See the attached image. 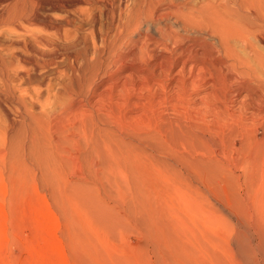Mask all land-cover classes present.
<instances>
[{"label":"bare ground","instance_id":"bare-ground-1","mask_svg":"<svg viewBox=\"0 0 264 264\" xmlns=\"http://www.w3.org/2000/svg\"><path fill=\"white\" fill-rule=\"evenodd\" d=\"M81 3L87 1L58 0L50 2L46 8V3L40 0H17L12 5L7 3L6 11L0 15V22L6 25L8 30L28 34V37H16L9 41L8 46L11 50L7 51V58L0 52V193L6 195L9 192L8 181L11 182L9 185L12 184L11 190L22 192L21 188L27 177L38 176L51 185L54 193L78 196L79 193L77 191L73 193L64 179L65 169L72 172L82 164L102 165L101 168L105 166L103 169L105 172L109 169V176L117 175L118 177L111 178L116 177V181L118 178L123 188L130 192V195L126 192L130 199H124H129V209L134 215L135 213L139 215H135L136 219L152 237V243L156 246L153 245L155 247L153 249L157 248L155 251L158 252V255L153 252L154 264L177 262L207 264L206 260L208 264H264V0H135L136 9L124 14L123 18L120 14L115 34L112 38L110 36V39L107 33L103 35L101 43L93 48L91 58H88L81 42L80 48L79 41L77 43L80 49H75L77 45L75 44L73 51L68 47V43V46L64 44L63 47L60 46L61 48L56 43L58 37L67 33V29L61 32V25L67 27L74 24V22L71 24L70 10ZM52 11L63 12V16L55 18L51 14ZM123 12L125 13L124 10ZM168 17L174 19L175 28L165 30L153 25L154 20ZM145 23H150L147 27L148 33L145 34L136 52L114 55L113 49L117 40ZM35 27L40 29L36 31ZM180 30L190 32L193 38H184ZM153 31L158 33L160 39L155 42L161 45L167 55L156 56L153 52L154 41L150 34ZM186 41L191 45H186ZM255 42L260 44L259 48L255 46ZM195 43H198L196 49ZM2 44L0 43V46ZM171 44H177V48L172 49L169 47ZM104 53H114L113 60L110 59L108 64L113 71L109 72L108 68H103ZM183 53H187V59L195 62L191 67L197 70L196 74L190 73L188 77L185 75L186 61L180 60L179 57ZM59 57L65 60L66 68L62 79L53 88L45 78L55 73ZM126 63H139L142 66L133 67L134 72L126 69ZM176 67H180L179 77L173 85L170 82L173 92H170V95L166 93L168 84L164 79ZM124 70L128 72L119 73ZM111 76L119 78L120 82L106 80L104 90L100 89L98 92L97 84L100 80L104 77L110 79ZM126 78L131 79L128 81L136 79L139 81L128 87ZM13 80L19 83H13ZM201 83H208V91L199 97H193L192 94L198 91ZM26 85L31 86L30 89L25 87ZM16 88L21 95L15 94ZM237 99L238 114L234 115L231 104H235ZM167 102L172 104L171 109L177 106L182 108L181 113L173 111V116L170 117L166 112L164 114L158 111L157 105ZM245 112L253 116L252 126L244 125ZM140 114L150 115L152 123L142 126V122L134 120L136 124H133L130 121ZM183 114L187 115L186 118L190 116L191 121L185 122ZM195 118L201 121L196 122ZM129 121L131 124H127ZM129 125L130 128L137 130L133 131L132 140L137 143L133 146H127L128 143L123 142L121 135L129 129ZM203 126L208 129L218 128L222 134L221 138L224 137L223 134L228 136L229 140L226 142L220 138L219 155L225 154V151L229 152L232 147L236 153L235 159L240 162L242 173H233L230 171L231 168L227 169L228 166L224 164L228 160L226 159L228 155L225 157L222 155L221 158L217 156L218 151L216 152L217 149L213 147L218 140H215V137L214 140L207 138L212 141L209 143L205 139L206 136L203 137L204 132L209 133L206 132L208 130L202 133L200 131ZM255 126L258 127L256 129L258 132L253 131ZM248 129L250 132L244 135L243 130ZM198 130L202 136L198 134ZM236 139L239 140L237 145ZM205 141L210 145L207 143L203 145ZM233 158L232 156L227 162L235 160ZM165 159L180 163L178 168L173 169L174 174L167 178L171 180L178 174L174 178L175 181L172 180V184L179 182V177L182 178L178 188L181 185L186 186L184 189L181 188L183 196L186 194L184 200L183 197L182 199L178 197L180 190L176 189L177 184L170 185L171 181L165 177L168 174H163L165 181L170 182L166 181V185L169 184L170 187L173 186L174 191L176 190L173 191L175 194L171 189L167 192L173 193V195L169 193L172 198L177 195L176 197L184 201L183 208H180L182 212L179 208L176 212L174 210L168 212V209H171L168 207H165L168 208L167 212L162 209L161 202L163 203L164 198L161 201L160 199L164 196L158 190L161 182L157 184L159 185L157 188L155 184L162 181L163 176L158 167L156 170L158 172H155L154 165L159 166L162 161L168 162ZM154 173H158L159 178L160 176L162 178L157 181L158 174L155 176ZM62 174L65 177H62ZM148 175L155 177L157 182L154 183L153 178ZM165 181L163 180L164 183ZM192 183L197 185L192 191L196 193L193 195L188 192L193 190ZM200 184L206 191L203 193L210 195L219 207L214 206L206 195L204 196L206 201L203 200L205 198L199 199L201 193L197 188ZM166 185H163L164 190L160 189L162 192L168 188ZM185 189L188 191L183 193ZM13 191V194L17 193ZM158 195L162 197L159 199ZM196 195L198 198L193 197ZM86 203L103 223L114 226V221L102 212L105 206L101 211V206L100 208L96 206L101 203ZM166 203L168 204L167 199L164 205ZM232 208L237 221H234L236 225L233 231L234 225L229 224L227 217V214L231 216ZM177 212H180L181 216ZM183 213L204 216V222L208 220L207 223L209 222L211 226L215 223L219 225L221 221L225 222L223 227L226 233L223 236L219 234L215 238L213 236L216 234L215 230L212 232L209 230L213 237L209 234L211 239L210 236L208 237L210 240L207 239L209 241L207 244L213 248L215 242L221 252L211 248L205 251L201 248L205 245L202 244L201 237L199 238L202 235L197 236L198 232L202 231L201 228L197 230L198 226H195L196 233L189 229L196 224L191 225L192 221L196 222L198 219L200 222L203 218L196 216L198 217L196 221L189 222L190 219L183 218L187 217ZM183 219L188 221L187 227L189 223L192 227L189 226V229L183 227L186 225ZM182 222L183 226L180 224ZM176 224H179L180 229H182L180 226L186 228L187 232L182 229L181 231H184L179 233L181 231L178 228L176 235ZM145 258L149 259L146 256Z\"/></svg>","mask_w":264,"mask_h":264},{"label":"rangeland","instance_id":"rangeland-1","mask_svg":"<svg viewBox=\"0 0 264 264\" xmlns=\"http://www.w3.org/2000/svg\"><path fill=\"white\" fill-rule=\"evenodd\" d=\"M16 1L17 0H9V1L8 0H1L0 1V15L6 11L5 5L7 3L9 5H12ZM40 1H42L43 3H46L45 7L48 8L47 4H49L50 2L58 1V0H40ZM86 1H87V3L77 4L72 8V10H70V12H71L70 13V19L72 20L71 24L73 22H74V24L67 26V27L65 25L64 26L61 25V27H62L61 32H64L65 29H67L66 30L67 33L63 36L58 37L56 39L57 40L56 43H58L59 47L60 46L63 47L64 44L66 46L68 43L69 46L68 45L67 46L70 47V50H72V51L74 48L80 49L83 47L86 50V54H87L88 58H91V57H93L92 56L93 55V48L101 43V37L103 38V35H106V33H107V36L110 39V36L112 38L113 35L115 34V30H117L116 28H117V25L119 24L118 19L120 18V14H121V18H123L124 14H127L129 11H131L133 9L135 10L136 5H135V0H102V1L101 0H86ZM108 4H110V5H108ZM1 6H3V7L1 8ZM123 10L125 11V13L123 12ZM60 13H62V14H60ZM51 14L53 16H55V18H58L59 16H60L59 18H61L63 16V12H60V11H52ZM56 15H58V16L56 17ZM92 15H93V18H92ZM100 15H101V17H100ZM149 24L150 23H148V24L145 23V24L140 25L138 27V29L132 30V32L129 35L127 34L126 35L127 37L124 35L122 37H120L117 40L116 44L114 45L115 49H113V52L115 54L114 53H112V54L116 55L117 53H121V54L127 55L126 54L127 52H129V53L134 52L137 49V47L139 46L140 42L143 40L145 34L148 33L147 27L149 26ZM153 25H155L161 29L167 30L171 27L175 28V21L173 18L168 17L166 19L154 20ZM108 28H110V29H108ZM37 29H40V28L35 27L36 31H37ZM183 32L180 30V33L183 35L184 38H186V37H187L186 39L193 38L192 37L193 35L190 32H184V33ZM10 33L16 34V35L13 36ZM116 33H117V31H116ZM150 34L152 35V41H154L153 46H152L153 48L152 47L151 48L154 50V51L153 50L152 51L156 54V56L164 55V54L167 55L162 50L161 45L157 43L158 42L157 40H160L158 38V33H155L153 31V33L151 32ZM23 36L28 37V34L22 33L21 31H19V32L16 31V33H15V31H13L11 29L8 30L7 26L0 22V40H1L0 43L1 44L3 43L2 46H0L1 54L4 57L6 56L5 58H7V56H8L7 51L11 50V48L9 49V46H8L9 41L14 40L16 37L21 38ZM98 36H99L100 40H99ZM125 37H126V39H125ZM197 37H203V36H197ZM85 39H87L86 43H85ZM2 40L3 41L7 40V41L2 42ZM77 41H79L80 48L78 47L79 45H78ZM95 41H96V43H95ZM155 41H157V42H155ZM80 42L82 43L83 46L81 45ZM118 42L121 43V45ZM75 44H77V45L75 46ZM117 44L119 47L116 48ZM185 44L189 45L190 42L186 41ZM195 44H196V46H194V49H196V47H198L197 46L198 43H195ZM254 44L257 48L260 47V44H258L256 42ZM176 45L171 44V45H169V47H172V49H175V48H177ZM73 46H75V47L73 48ZM178 46H180V43ZM237 48H239V47H237ZM167 50H170V49H167ZM112 54H106V53L102 54L103 68L104 69L108 68L109 72L113 71V68H111V67L109 68V65H108L110 63V61L113 60L114 55H112ZM106 55H107V57H106ZM179 57H180V60L186 61V64H185L186 66L184 67L185 68L184 73L187 77L197 73V70L195 68L191 67V66H193V64L195 62L187 59L188 58L187 53H183ZM59 58H60V60H58L57 69L55 70V73H53V74L51 73L45 78L46 81H48L49 85H51V87H53V88H55L57 86V82H59L62 79L61 76L63 74L64 69L66 68V65L64 64L65 60L62 59L61 57H59ZM12 59H14V57H12ZM137 60L138 59H136V61ZM105 62H106V64H105ZM188 62H190V63H188ZM104 64H105V66H104ZM106 65H108V66H106ZM136 66L139 67V66H142V64L126 63V67H127L126 69H128L129 71L130 70L134 71L135 70L134 68ZM179 68L180 67H176L175 69H173L171 74L170 73L168 74V76L169 75L170 76L169 77L166 76L165 77L166 79H164V82L166 84H168L166 87V93H168L170 95H171V93H173V92H171V90H172L171 87H172L173 83L179 77V75H178V73H179L178 69ZM188 69H190V71ZM125 71L126 70L121 71L119 73L125 74L128 72V71H126V72ZM51 72H53V71H51ZM119 73H118V75H119ZM190 73H192V74H190ZM202 73H204V72L202 71ZM207 74H208V70H206V73H205L206 77H207ZM111 77L112 78H110V79L107 77H104L103 79L100 80V82L97 84L98 85V90H97L98 92L104 90L105 85L107 84V81L114 82V80H115V82H120L119 78H116L115 76H111ZM126 80H127L126 83H127L128 87H129V85L131 87V85L133 83L136 84L139 81L138 79L133 80V81H128V80H131L129 78H126ZM13 81H14L13 83H16V84L19 83V81H17V80L16 81L13 80ZM170 82L172 85H170ZM40 86L43 87L42 85H40ZM25 87H28V89H30L31 86L26 85ZM202 87H203V89H201ZM208 89H209L208 83H201L198 91L196 93H193L192 95H193V97H199V96L203 95L204 92L208 91ZM50 93H52V90L50 91ZM15 94L21 95L22 93L20 91L18 92V90L16 88ZM118 94H119V92H117V95ZM240 97H242V96H240ZM237 100H235V102H234L236 105L231 104V106H232L231 108L234 111L233 112L234 115L238 114L239 100L238 101ZM164 105H167V106L165 107ZM157 106L156 107H157L158 111H160L161 113H164V114L166 112L168 114V116H170V117L173 116V111H178L179 113H181L180 110L182 109V108L180 109L179 106L175 107L174 109H171L172 104L168 103V102L166 104L160 103ZM162 108H164V109H162ZM183 115H185V114H183ZM186 116L187 115H185L183 117L184 121L185 122L191 121V119H189L190 116L187 117L189 120L186 118ZM185 119H187V120H185ZM252 119H253V116L249 112L243 113V122H244L245 126H247V127L252 126L254 124V122H253L254 120H252ZM134 120H137V122L139 121L140 123L142 122V126H143V124H144V126H146L147 124L152 123L151 116L147 115V114H144V115L140 114L136 118H133L130 120L133 124H136V122ZM194 120H196V118ZM199 120L200 119L197 118L196 122ZM130 121L127 122V124L128 123L131 124ZM260 122H261V119H260ZM227 123L230 124L229 121H227ZM251 123H253V124H251ZM128 127H129V129H127L128 131L127 130H126V132L122 131L123 132V133H121L122 139L124 140L123 142L125 144L128 143L127 146H133V145L137 144L135 141L132 140V138L134 136L133 131L136 132L137 130L130 128V125ZM253 128H249V129H253L254 132L255 131L258 132L256 130L258 127L255 126ZM209 129L205 128L203 126V128L201 130L200 129L199 130L201 131V133H202V131H206V130H208L206 132H209V133H211L210 131H213L211 134H213L214 136H212L209 133L205 134V132H204L203 137L206 136L205 139L211 138V140L212 139L214 140L216 138L215 140H218L216 142V146L213 147L215 150L217 149L216 152L218 151L217 152V156H218L219 154H221L220 147H218L220 140L222 139L223 141L226 142L229 139H228V136L226 134H223L224 139L221 138L222 134H220V131L218 128L209 127ZM249 129L243 130L242 133L245 135L247 132H250ZM199 130H198L199 133L198 132L197 133L202 136V134L200 133ZM217 132H218V134H217ZM225 132H227V131H225ZM127 134H130V135H127ZM231 139H232V137H231ZM231 139H230V142H231ZM211 140H208L209 143L212 142ZM236 140H235V145H237L239 143V140L238 139H236ZM208 141H205V144H203V145H207ZM208 145H210V144H208ZM199 153H201V152H199ZM202 153H204V155H206L205 152H202ZM222 155H224V157H225V155H228L230 160H231L232 156L234 157L233 159H235L236 153L234 152L232 147H230L229 152L225 151V154H222ZM222 155H219V157L221 158ZM228 156L226 159L229 160ZM158 158L161 159V157H158ZM223 160L225 162V159H223ZM237 160L238 159H235V160L229 161V162L226 161V163L224 165L228 166V167L230 166L229 168L227 167V169L231 168L230 171L233 173L234 172L235 173H237V172L242 173V170L240 169L241 167L239 165L240 162ZM166 161H168V160H166ZM164 162L165 161H162V163H159L158 164L159 166H156V165H154V166L156 167L155 172H158V171H156L157 167L160 169L159 172L160 173L162 172L161 174L163 176V180L165 181L164 178L166 177V179H168L169 177L167 178V176L174 174L175 171L173 169L178 168V166H180V163L178 161H174V162L168 161L165 163ZM166 164H168V165L166 166ZM95 166L94 165L92 166V164L90 166L82 164V165H80V168H77L75 171H72V172L65 169L66 174H64V175H66V178H64V179L67 180V184L70 185L73 193L75 191H77L79 193V195H78L79 197L78 196L73 197V196H68V195L66 196L65 194L59 195L57 192L54 193L51 185L49 183H47L45 179L42 180L38 176L34 177V178L31 176H28L26 181H25V184L23 183V186L21 188L22 192L21 191H19V192L15 191L14 192L13 190H11L12 184L9 185L11 182L9 183V181H8V186H9L8 191L9 192H7L6 195H2V193H0V264H118V262H119V264H151V263L154 264L155 263L153 258H155L154 256L156 254L158 255V252H156L157 248L155 249L156 251L153 249V247L155 245L152 243V240H151L152 237L149 236V233L146 232L147 229L144 226H142L141 224H139L138 219H136V216H139V215L138 214L136 215V213H135V215H136L135 216L128 207L130 205V201H129L130 197H128L130 195V192H127L124 189L125 187L123 188L122 184L120 183L121 181L118 182V178H117V181H116V177L113 179L111 178V176H117V175L109 176L110 173L108 172V170H109L108 168H107L108 170L105 168L107 170L105 172L103 170L105 166H103V168H101L102 165H95ZM97 167H98V170H97ZM99 167H100V169H99ZM233 167H235V168H233ZM150 168L152 170H154L153 167H150ZM150 168H149V171H151ZM233 169H234V171H232ZM238 169H239V171H238ZM163 173H165V175L166 174H168V175H166L164 177ZM155 174H158V173H154V175ZM64 175L62 174V177H65ZM177 175L178 174H176V177H177ZM148 176L153 178L150 175H148ZM162 176H160V178H159V174H158L157 177L159 179L157 178V181L160 180L162 178ZM176 177H173V179H171V180L168 179L171 181V183L168 180H166V181H168V183H170V185H171L173 183L172 180L175 181L174 178H176ZM154 178H153V181L155 183L157 181ZM170 178H172V177H170ZM181 179H180V177L178 179V180H180L179 181L180 184H181ZM163 180L158 181L155 184V187L160 185L159 186L160 189L164 190L163 185L164 184L166 185L167 183H166V181L164 183ZM149 181H150V179H149ZM150 182H152V181H150ZM160 182H161V184L163 182V184L157 185ZM179 182H177V183L175 182L177 184L176 189H179L180 194H182L181 188L184 189L186 186L181 185V187L178 188V186H180L178 184ZM174 184H172V185H174ZM192 184H193V186H192L193 190L188 191V190H186L187 189L186 188L185 190H183V193H185L184 191H188L189 194L192 193L191 195L196 194V193L192 192V191H194V187L196 184L195 183H192ZM161 186H162V188H161ZM167 187H166L167 189L165 188L166 191H163V192L158 188V190L160 191L159 193L164 196V197H162V196L158 195L159 199L162 197V199H160V201L163 200V198H164L163 203L161 202V204H163L162 209H164L166 211L168 208H171L172 210L168 209V212L169 211L173 212V210L176 212V210L179 208V211H180L183 208L182 205L184 202V201L180 200V198L183 197V200H184V196L186 194H184V196H183V194H182V196L179 194L178 197H180V198L176 197L177 195L173 196V198H172V195L176 190L174 191L172 188L173 186L170 187L169 184ZM198 187L199 188H197V190L198 189L202 190V191L199 190V193H201L200 194L201 197L199 199L202 200V198H205L204 196L206 195V193H203V192H206V191H204L205 189H204L202 184L198 185ZM78 189H80V190H78ZM170 189L172 190V192L173 191L174 192L173 193L167 192ZM12 191L14 193H16V192L17 193L13 194ZM124 191H125V193H124ZM126 192L129 193V195ZM177 192H178V190H177ZM163 193L164 194L167 193L168 195L165 196ZM169 193H171L172 195H170ZM124 194H126L127 197H124L125 196ZM81 195L82 196L85 195V196H83L85 200L83 199V197H81ZM206 196H207V198H209V200L212 202V204L214 206L219 207V204L215 200L211 199L210 195L208 196V194H207ZM166 197H168V198H166ZM193 197L198 198L197 195L193 196ZM124 198H129V199H124ZM166 199H167L169 205L167 203L164 205V201ZM171 199H173V200H171ZM169 200L171 202H169ZM203 200L206 201L207 199L205 198ZM85 201L90 202V204L91 203L95 204L96 202L101 203V204H96V206L98 208H100V206H101V208H102V209L100 208L101 211L103 210V208L105 206V208L102 212L108 218H110V220L114 221V223H113L114 226H112L110 224L103 223L102 219H99L100 217L97 215V213L95 214V212H92V210L89 208V206L86 205L87 203ZM174 205H176V206H174ZM180 205H181V207H179ZM165 207H168V208L165 209ZM192 207H194V206H192ZM106 208H107V210H106ZM129 210L131 211V213ZM182 211L183 210H181L180 212H182ZM180 212H177V213L179 214ZM177 213H176V215H177ZM234 213H235V211L232 208L231 216L227 214V217H229V219H228L229 224L234 225L232 231L234 230L235 225H236V223L234 222V221H236V217H235ZM180 214H179V216H181ZM183 214L186 215V213H183ZM183 214H182V217H183ZM189 214L190 215H186L187 217H185V216L183 217L185 219L187 218V220L190 219V220H188L189 222H191L192 220L196 221L195 219H197L198 217H200L201 219L203 218L202 220H200V218H199L201 224L197 219V221L201 227H199V224H197V221L191 222V225L194 223L197 224V225L196 224L192 225L194 227H192L190 225V223L187 227L188 221L186 222V220H184V219H183L184 221L183 220L182 221L184 223L186 222V225L183 222L180 224L182 226L184 224L183 227L186 226L187 229H189L190 228L189 226H191L192 228L189 230L190 231L193 230L194 233H196V230H194L196 228L195 226H198L196 228L197 230H200V228H201L202 231L198 232V234H197V236L202 235V236H199V238L201 237V241H203L202 244H205V245L201 246V248L204 249L205 251L209 250L211 248V249H214L215 251L218 252L220 247L218 246L219 248L217 249L215 242L213 243V241H211L214 244V245L211 244L212 246H214L212 248L210 246V244H207V243H209V241H207V239L211 235L210 231L212 232L214 230H215L214 233H216V234H214V233H212V234H214L213 236H215V238L217 236H219V234H220V236H223L226 233V231L223 227V223H225V222L221 221L218 223L219 225H217L215 223V224H212V226H211L210 224H208L209 222L207 223L208 220L205 221L207 224L204 222V220H205L204 216H202V217L198 216L199 214H197V213H196L197 215L192 214V213H189ZM196 216H198V217H196ZM98 219L101 222L98 221ZM170 219H172V218H170ZM203 223H204L205 227H204V225H202ZM176 225H175L176 228L173 227V228H175V232L177 231L176 229L179 228V224H176ZM74 226H76V227H74ZM182 226H180V227L185 230L186 228H183ZM182 229H180V231ZM171 230H174V229L171 228ZM183 231H181L179 233H182ZM185 231L187 232V230H185ZM171 232H173V231H171ZM72 233L75 235V237ZM176 233H177L176 235H178V231ZM203 233H207V234L205 235ZM173 234H174V232H173ZM179 236H180V234H179ZM211 236L209 237L210 239H211ZM72 237H74V238H72ZM210 239H208V240H210ZM212 239L214 240V238H212ZM145 242H147L148 244L147 243L145 244ZM192 243L194 245V242H192ZM191 247L193 248L194 246L191 245ZM150 248H152V249H150ZM197 251H196V253H197ZM153 252L155 255L153 254ZM219 252H221V250ZM145 256L148 257L149 259L145 258ZM202 256L205 257V255H202ZM199 258H201V257H199ZM84 262H86V263H84ZM206 263L208 264L207 260H206ZM177 264H179V263L177 262Z\"/></svg>","mask_w":264,"mask_h":264}]
</instances>
